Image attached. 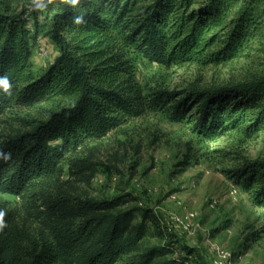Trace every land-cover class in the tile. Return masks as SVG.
<instances>
[{"label":"trees","instance_id":"1","mask_svg":"<svg viewBox=\"0 0 264 264\" xmlns=\"http://www.w3.org/2000/svg\"><path fill=\"white\" fill-rule=\"evenodd\" d=\"M263 27L264 0H0V77L10 85H0V116L14 112L21 124L0 133V153L10 154L0 155V195H16L35 225L0 202V264H207L191 261L189 246L180 252L136 195L84 196L66 168L90 184L100 163L79 152L146 108H167L202 142L264 133V76L159 89L147 102L133 64L227 65L251 52ZM45 32L59 55L38 73L33 49ZM237 154L224 173L264 207V159Z\"/></svg>","mask_w":264,"mask_h":264},{"label":"rangeland","instance_id":"2","mask_svg":"<svg viewBox=\"0 0 264 264\" xmlns=\"http://www.w3.org/2000/svg\"><path fill=\"white\" fill-rule=\"evenodd\" d=\"M58 55V46L45 32L33 49L36 71L43 72ZM133 64L136 82L147 99L159 89L182 90L190 85L241 82L264 76V27L251 52L227 65L167 68L143 58ZM15 116L14 112L0 116V133L21 127ZM237 152L251 159H264V133L247 143H240L232 135L202 142L193 135L189 124L171 121L167 108H146L140 117L129 120L104 139L88 143L79 152V156L100 163L90 184L72 175L68 167L65 180L84 196L136 195L140 205L162 218L167 232L178 240L180 252L184 246L195 250L191 261L264 264V207L254 204L251 194L239 189L224 173L234 164ZM233 187L238 188L236 197L231 194ZM0 202L15 210L19 220L35 232V225L19 211L20 199L16 195H0ZM253 232L261 237L256 240L251 236Z\"/></svg>","mask_w":264,"mask_h":264},{"label":"clouds","instance_id":"3","mask_svg":"<svg viewBox=\"0 0 264 264\" xmlns=\"http://www.w3.org/2000/svg\"><path fill=\"white\" fill-rule=\"evenodd\" d=\"M72 2L74 3L75 0H72ZM35 6L37 8H41V9L46 7V5L43 3H37ZM79 22H80V20L78 19L77 23H79ZM0 85H3L4 90L7 91L10 87L9 82H8V78L7 77H0ZM0 155H2L5 160H7L10 156V154H4V153H0ZM5 215H6V211L4 209H0V229H3L6 226L4 223V216Z\"/></svg>","mask_w":264,"mask_h":264},{"label":"built area","instance_id":"4","mask_svg":"<svg viewBox=\"0 0 264 264\" xmlns=\"http://www.w3.org/2000/svg\"><path fill=\"white\" fill-rule=\"evenodd\" d=\"M237 193H238V188L237 187H233L232 188V191H231V194L236 197L237 196ZM213 264H230L229 262H224L223 260H216L213 262ZM232 264V263H231Z\"/></svg>","mask_w":264,"mask_h":264}]
</instances>
